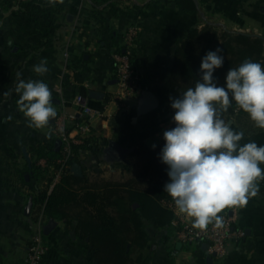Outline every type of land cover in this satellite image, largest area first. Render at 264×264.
<instances>
[{
  "label": "crops",
  "instance_id": "0c3cea01",
  "mask_svg": "<svg viewBox=\"0 0 264 264\" xmlns=\"http://www.w3.org/2000/svg\"><path fill=\"white\" fill-rule=\"evenodd\" d=\"M3 1L11 7L5 8ZM111 1L107 5L99 4L96 10L89 0H66L50 25L45 13H23L14 0H0V264H21L26 256L27 236L35 220L32 205L27 211L25 207L33 194L46 185L45 179L32 176L30 166L36 156L31 147L37 143L49 144L53 137L46 136L48 126L44 129L27 126L26 118L18 109L19 94L14 91L17 72L25 81L45 82L52 92L56 110L64 105L72 114L76 110L72 103L74 95L85 97L93 111L91 135L97 141V148L81 151L78 164L82 172L107 176L125 164L133 165L136 160L131 152L118 160H110L107 149L111 140L131 148L138 142L151 145L175 122V109L166 91L173 51L186 27L201 26L207 20L232 31L264 37V0H201L202 17L184 11L170 0ZM130 25L136 27V34L127 50L140 73L142 89L152 91L158 105L137 115V100L119 110L110 105L100 114L115 83L111 52L125 49L123 37ZM43 59L47 60L49 71L40 76L33 71V66ZM9 90L11 94L5 97L4 92ZM92 90L101 92L102 96H91ZM225 121L234 131L244 133L239 142L241 146L249 141L264 146V129L253 125L247 114ZM23 148L30 158L29 166ZM226 209L244 229V237L235 241L226 255L212 256L209 262L200 247L202 254L190 264H264L263 188L245 206ZM43 229L56 244L51 251L52 258L61 251L71 260L77 249L84 248L83 241L67 231L61 220H47ZM167 229H149L141 264H189L186 262L189 255L182 253V244L179 247L175 244L178 250L170 257L167 234L160 232ZM68 233L70 241L63 237ZM76 239L79 243L74 244ZM86 257L75 260L77 264H90L87 253Z\"/></svg>",
  "mask_w": 264,
  "mask_h": 264
},
{
  "label": "trees",
  "instance_id": "16d2710c",
  "mask_svg": "<svg viewBox=\"0 0 264 264\" xmlns=\"http://www.w3.org/2000/svg\"><path fill=\"white\" fill-rule=\"evenodd\" d=\"M89 1L96 10L99 4L107 5L112 2ZM170 1L190 14L198 17L204 14L201 0ZM65 2L66 0L62 3L56 0L51 4L49 0H21L16 5L23 13H45L52 25ZM3 3L5 8L11 7L10 3ZM183 34L174 48L168 76L166 95L171 101L180 98L189 87L194 88L201 77L202 58L217 47L223 50L224 56L223 66L213 74L217 86L226 85L228 70L237 68L245 59L258 62L263 67L262 35L232 31L207 20L201 26L186 27ZM244 114L247 113L233 101L228 111L222 113V118L227 120ZM175 127L174 122L170 129ZM55 142L56 139L52 137L49 144L37 143L31 147L36 156L30 166L32 176L46 180L45 187L38 189L31 197L34 220L40 213L45 221L61 220L67 231L83 241L90 264H141L148 245L149 229L169 228L174 216L173 211L164 204L173 200L164 191V185L169 182L168 166L160 159L161 150L166 143L164 135L151 145L144 142L133 145L131 154L136 159L135 163L124 166L126 176L119 179L105 178L99 174L90 176L86 172L77 175L71 171L73 163H80L81 151L95 149L96 139L92 135L84 137L82 143L71 145V155L67 159L68 169L61 173L48 191L52 175L37 165L36 159L45 158L49 164H55L64 154L62 147ZM260 167L264 169V164ZM259 188L264 190V181L259 182ZM170 236L171 233L167 232L168 240ZM47 253L42 264L53 261L50 252Z\"/></svg>",
  "mask_w": 264,
  "mask_h": 264
},
{
  "label": "clouds",
  "instance_id": "9594fccd",
  "mask_svg": "<svg viewBox=\"0 0 264 264\" xmlns=\"http://www.w3.org/2000/svg\"><path fill=\"white\" fill-rule=\"evenodd\" d=\"M222 51L220 47L209 51L202 58L201 77L194 88L189 87L172 101L176 127L164 132L166 143L160 153L168 166L169 182L164 191L178 212L191 218L192 226L201 231L209 225L222 227L220 213L245 206L258 195L259 182L264 181L260 167L264 164V146L254 141L241 146L244 133L234 131L222 118L234 101L257 128L264 129V67L245 59L228 70L226 86H217L213 74L224 64ZM33 71L45 75L49 71L47 60L34 65ZM21 75L17 72L14 89L19 94L18 109L28 127L44 129L57 115L52 92L42 80L25 81ZM50 135L51 130L46 133Z\"/></svg>",
  "mask_w": 264,
  "mask_h": 264
},
{
  "label": "built area",
  "instance_id": "2783aa9c",
  "mask_svg": "<svg viewBox=\"0 0 264 264\" xmlns=\"http://www.w3.org/2000/svg\"><path fill=\"white\" fill-rule=\"evenodd\" d=\"M21 0H14L15 3ZM136 34V27L130 25L124 33L125 49H114L111 52L113 63L115 83L114 88L109 90L107 102L103 104L102 114L110 105L114 110L127 107L129 102L137 101L141 95L142 86L140 73L132 63V58L127 47L131 45ZM59 92L60 89H57ZM72 103L76 110L74 113H68L64 105H61L56 111L57 115L48 125L51 135L59 142L64 152L61 158H58L55 164H49L45 158L36 159V164L42 169H46L52 175L48 183V191L51 190L54 183L59 179L61 173L68 169L67 159L71 155V145L82 143L84 137L92 134L91 117L93 111L87 105L85 97L76 94L72 98ZM239 108V107H238ZM79 118V120H76ZM169 207L174 216L170 221L172 234L170 239L173 242L187 244L197 242L199 244L206 242V254L213 257H223L232 247L235 241L240 240L245 235L242 227L236 224V218L225 209L220 215L223 217V226L216 228L209 225L207 230L201 231L192 226V219L178 212L173 200L164 202ZM38 233L33 234L27 241L26 256L21 264H42L43 257L49 251L50 247L42 240L41 232L44 230L45 220L40 213L35 220ZM201 247V246H200Z\"/></svg>",
  "mask_w": 264,
  "mask_h": 264
},
{
  "label": "rangeland",
  "instance_id": "374dc122",
  "mask_svg": "<svg viewBox=\"0 0 264 264\" xmlns=\"http://www.w3.org/2000/svg\"><path fill=\"white\" fill-rule=\"evenodd\" d=\"M263 67H264V61H263ZM224 86H226V85H224ZM113 88H114V85H113ZM112 89H110V90H112ZM131 103L132 102H129V104H131ZM247 116L249 117L248 114H247ZM252 124L255 125L253 121H252ZM95 148H97V146H95ZM84 165H85V167L88 168V163L87 162L84 161ZM124 166L126 167L127 164H125ZM87 173H89L90 176L91 175H94L93 172H87ZM125 176H126V171L124 170V168H122L121 170H116L113 174H109L107 176H102V177L119 179V178H123ZM172 231H173L172 228L169 227L168 230H165V231L164 230H161L160 232L161 233L164 232L165 235H166L167 232H169V233L172 234ZM36 233H38L37 224H36L35 221H33L32 230L28 234L27 239H29L31 235L36 234ZM63 235H64L63 237L67 238L68 241L71 240V237H70L71 234L68 233L67 235L66 234H63ZM41 236H42V240L46 244L49 245V247H50L49 252H50V254H52L51 251L53 250V247H56V244L51 241V239L48 237V235L46 234V232L44 230H42ZM60 239H61V237H58V241ZM72 240L75 241L74 239H72ZM79 241L76 239V242L74 244L79 243ZM150 244H152V243H150ZM166 245L168 246V249H169V252H170V257H171L172 253L173 252H176V250H178V249L175 248V242H173L172 239L168 240V243ZM182 246H183L182 247V253L183 254L184 253H187L189 255L188 256L189 258L187 259L188 261H186L189 264L191 262H195L196 261V257L199 256L200 253L202 254V252H201V250L199 248V243H197V242L183 244ZM194 250H197V251H194ZM49 252L47 254H49ZM58 252H59V253H57L58 256L53 257V261L52 262H54V264H77V260H75L76 258H78L79 260H82V259H86L87 258L86 257V252L84 251V248H82V246H81V249H79V250L77 249V252L78 253H76V254L73 253L72 256H74V259H71V260H69V258L66 256V254L64 252H61V251H58ZM71 252L72 251L70 250V254H71ZM75 255H77V256L75 257ZM47 257H48V255H47ZM70 258H71V255H70Z\"/></svg>",
  "mask_w": 264,
  "mask_h": 264
},
{
  "label": "water",
  "instance_id": "95a60500",
  "mask_svg": "<svg viewBox=\"0 0 264 264\" xmlns=\"http://www.w3.org/2000/svg\"><path fill=\"white\" fill-rule=\"evenodd\" d=\"M90 95L95 97V98H99L102 96V93L99 91L92 90L90 92ZM157 105H158L157 96L152 91H150L148 89H142L141 95L138 99V104L136 106V114L137 115L144 114V113L151 111L154 108H156ZM52 120L53 119H51L50 121H52ZM55 144L58 145L59 142L56 141ZM131 151H132L131 147H127V146L121 144L120 142H118L116 140H111L110 141V147L107 149V154H108V158L110 160H118V159L124 157L126 154H128ZM23 153L25 155V158H26V160L28 162V166H29L30 165V158H29L27 152L25 151V148H23ZM71 170L74 174H77V175H80L82 172L81 166L78 163H73L71 166ZM30 206H31V200L28 201V203L25 207V210L27 211ZM180 245H181V243H176V247H179ZM200 246L206 252L207 243L203 242V243H201ZM212 256H213V254L207 255L206 259L208 262L211 260Z\"/></svg>",
  "mask_w": 264,
  "mask_h": 264
}]
</instances>
